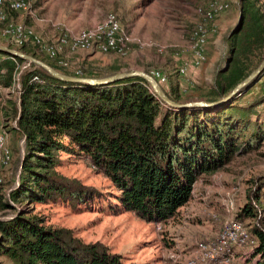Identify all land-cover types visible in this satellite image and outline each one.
Masks as SVG:
<instances>
[{
    "label": "trees",
    "instance_id": "16d2710c",
    "mask_svg": "<svg viewBox=\"0 0 264 264\" xmlns=\"http://www.w3.org/2000/svg\"><path fill=\"white\" fill-rule=\"evenodd\" d=\"M238 7L240 23L227 39L228 68L217 72L211 88H197V97H185L181 80L179 85L169 81L164 88L172 100L217 101L258 67L264 53V3L239 0ZM19 49L68 75L107 76L90 74L84 67H62L43 58L35 46ZM0 87L10 90L2 108L5 127L24 140L25 149L19 186L8 198L0 195L1 213H13L0 219V264H132L106 244L85 242L73 230L51 225L22 207L62 202L76 209L103 195L60 171L64 154L88 160L118 191L125 211L166 224L192 201L200 178L258 150L264 137V121L255 119L256 105H263L264 97L245 106L240 102L244 93L218 110L176 111L139 77L98 87L66 83L4 54ZM253 184L250 201L237 219L260 222L250 233L259 241L258 264H264V227L256 207L264 204V177Z\"/></svg>",
    "mask_w": 264,
    "mask_h": 264
},
{
    "label": "rangeland",
    "instance_id": "374dc122",
    "mask_svg": "<svg viewBox=\"0 0 264 264\" xmlns=\"http://www.w3.org/2000/svg\"><path fill=\"white\" fill-rule=\"evenodd\" d=\"M210 1L212 0H28L32 12H9L8 20L10 23L32 28L40 35L31 21L51 24L60 32L64 29L77 32L99 26L110 13H114L118 16L124 33L133 37V42L128 45L124 56L106 54L111 58H103L106 62L117 57L124 65L121 70L107 76L131 70H142L149 74L159 71L175 85H179L181 80L183 85L179 87L185 97H197L196 89L211 88L217 72L226 68L225 61L229 51L227 39L240 23L239 0H226L231 4V9L221 15L223 24L218 30L221 58L217 55L208 57L196 76L188 74L180 78L179 69L187 65L189 56L192 55L190 43L194 29L203 21L196 12L197 7ZM261 1L264 3V0ZM5 29L6 23H0V43L19 49L9 45L10 39L6 37ZM68 54L73 56L76 52L66 53ZM215 57L220 61L211 68L209 62L215 60ZM184 59L186 64L181 65L179 62ZM263 59L264 53L261 61ZM9 91L0 87V132L7 135L13 152L11 162H0V178L3 180L0 195L7 198L9 192L18 187L24 147V140L5 127L2 108L10 97ZM244 95L240 102L245 106L263 98L264 75ZM256 113L258 115L255 119L264 121V104L256 105ZM62 158L64 163L60 171L64 175L98 188L103 195L82 203L76 209L62 202L51 205L24 204L22 207L40 214L51 225L73 230L85 242L106 244L113 252L120 254L126 263L174 264L175 257L189 261L198 255L194 251L201 244L218 239L230 219L227 215L229 205H233L235 218H238L240 210L250 201L249 195L254 190L253 181L264 177V137L258 150L237 156L224 170L200 178L194 184L192 201L182 208L175 220L166 224L149 223L125 211L119 205L116 198L118 191L113 189L112 183L98 174L85 158L66 154ZM263 205L256 204V207L264 227ZM12 214L0 211V219ZM239 221L244 223L249 232L254 225H260L259 221L252 219ZM158 224L161 226L160 230ZM255 240L259 243L257 238ZM230 250L232 258L229 264H258L262 258H256V250L250 251L248 247Z\"/></svg>",
    "mask_w": 264,
    "mask_h": 264
},
{
    "label": "built area",
    "instance_id": "2783aa9c",
    "mask_svg": "<svg viewBox=\"0 0 264 264\" xmlns=\"http://www.w3.org/2000/svg\"><path fill=\"white\" fill-rule=\"evenodd\" d=\"M231 4L226 0H212L205 5H199L196 12L203 21L197 24L191 41L192 58L187 65L179 69V76H187L191 69L201 68L207 61L208 54L206 46L209 35L217 34L216 21L219 16L228 12ZM30 11L32 7L28 0H0V23H6L5 35L10 39L9 45L21 48L24 45H31L37 48L39 54L57 60L59 65L70 68L71 63L61 57L65 49L70 52L78 50H96L104 54H116L124 56L127 47L133 42V37L124 33L118 16L110 13L103 23L92 29L80 30L77 32L64 29L62 35L55 41H45L32 28L21 24L10 23L9 12ZM151 75L162 85L168 84L169 79L159 71H153ZM13 158V152L8 144L7 135L0 132V162L8 164ZM3 180L0 178V186ZM227 215L230 219L218 239L214 242L201 244L194 253L198 255L189 261H182L181 257H175L174 264H229L232 258L230 249L256 250L258 242L251 235L243 222L235 218L233 205L228 206ZM158 229L161 226L158 224ZM251 254V253H250ZM249 257V255H248ZM246 258V257H245Z\"/></svg>",
    "mask_w": 264,
    "mask_h": 264
},
{
    "label": "water",
    "instance_id": "95a60500",
    "mask_svg": "<svg viewBox=\"0 0 264 264\" xmlns=\"http://www.w3.org/2000/svg\"><path fill=\"white\" fill-rule=\"evenodd\" d=\"M0 54L7 55L14 59H21L24 61L26 67L34 66L35 68L42 70L51 77L66 83L98 87V86H107V85L115 84L120 81L134 77H139L145 80L149 84L152 91L163 102V104L167 108L176 111L197 110V109H203V110L220 109L226 104L232 102L234 98H236L237 96H240L243 93L247 92L248 89L251 88L264 75V59H263L261 63L258 65V67L247 78H245L242 82H240L229 94H227L222 99L215 102L202 99V100H191L181 103L172 100L167 94V91L165 90L164 86H162L151 74L142 70H131L125 72L123 71V72L115 73L110 76L100 77V78L79 77V76L68 75L61 71H58L42 59L29 55L20 49L11 48L1 43H0ZM228 66L229 65L227 64L226 68H228ZM22 153L24 157L25 154L24 147H22ZM19 184L20 181H18L17 186H19Z\"/></svg>",
    "mask_w": 264,
    "mask_h": 264
},
{
    "label": "crops",
    "instance_id": "0c3cea01",
    "mask_svg": "<svg viewBox=\"0 0 264 264\" xmlns=\"http://www.w3.org/2000/svg\"><path fill=\"white\" fill-rule=\"evenodd\" d=\"M33 26L37 28L38 33L44 38L45 41H54L56 40L59 36L62 35L63 31H57L53 28L51 24H46V23H40L36 21H31L30 22ZM223 24V19L221 16L218 17L216 21V25L218 30L222 27ZM219 33L213 35H209L208 38V43L206 46L207 54L208 57H212L217 55L218 58H221L222 51H221V38L218 37ZM67 49L64 50L62 53L61 57L65 60H72L71 61V67H84L85 69L89 70L90 74H98L102 73L103 75H109L113 72H117L123 68L122 61L117 59V57H113V59L108 63L106 62L103 58L105 59H111L108 58L109 56H106V54L100 53L96 50H78L75 55H66L68 53ZM104 55V56H103ZM118 56V55H114ZM190 60L192 58V55L190 54L189 56ZM116 59V60H115ZM189 60V61H190ZM220 59H216L213 61L209 62V66L211 68L215 67L219 63ZM181 65L186 64L185 59L179 62ZM188 63V62H187ZM203 67V66H202ZM200 69H191L190 71V76H196ZM15 134V133H14ZM11 135V133H10Z\"/></svg>",
    "mask_w": 264,
    "mask_h": 264
},
{
    "label": "bare ground",
    "instance_id": "6f19581e",
    "mask_svg": "<svg viewBox=\"0 0 264 264\" xmlns=\"http://www.w3.org/2000/svg\"><path fill=\"white\" fill-rule=\"evenodd\" d=\"M224 97H225V96H224ZM236 98H237V97H236ZM236 98H234V100H235ZM221 99H222V98H221ZM219 100H220V99H219ZM234 100H233V101H234ZM217 101H218V100H217ZM233 101H232V102H233ZM214 102H215V101H214ZM232 102H230L229 104H231ZM182 103H183V102H182ZM226 105H228V104H226ZM198 110H201V109H198ZM212 110H214V109H212ZM217 110H218V109H217Z\"/></svg>",
    "mask_w": 264,
    "mask_h": 264
}]
</instances>
